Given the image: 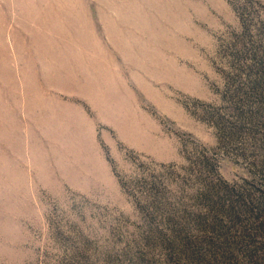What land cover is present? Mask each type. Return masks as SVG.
<instances>
[{
    "label": "rangeland",
    "instance_id": "1",
    "mask_svg": "<svg viewBox=\"0 0 264 264\" xmlns=\"http://www.w3.org/2000/svg\"><path fill=\"white\" fill-rule=\"evenodd\" d=\"M0 264H264V0H0Z\"/></svg>",
    "mask_w": 264,
    "mask_h": 264
}]
</instances>
